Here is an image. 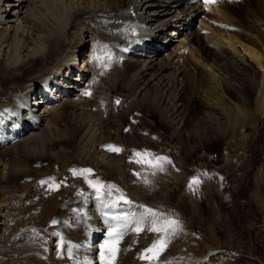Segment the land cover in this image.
Listing matches in <instances>:
<instances>
[{
    "label": "bare ground",
    "instance_id": "bare-ground-1",
    "mask_svg": "<svg viewBox=\"0 0 264 264\" xmlns=\"http://www.w3.org/2000/svg\"><path fill=\"white\" fill-rule=\"evenodd\" d=\"M72 1L0 0V191L6 192L20 173L8 159L9 153L15 158H46L56 163L59 159L54 157L67 156V148L62 146L65 133H58V127L54 125L56 120L47 122L45 118L50 104L57 103L59 117L70 118L72 124L78 126L71 136L77 146H82L76 152V155L80 152L78 157L74 156L82 165L77 166L76 173L91 170V173L77 176L82 183L81 188L86 187L84 191L73 192L71 199L76 204L70 208L58 207L61 235L52 237L50 247L12 245L10 234L13 224L7 217V210L0 208V264H105L111 258L112 244L118 249L113 264H125L128 257L132 258V264H202L206 255H200V249L197 253L190 252L177 240L168 243L157 260H134L136 240L144 236L151 237L150 243L154 240L152 234L134 233L135 222L125 232L130 233L126 239L118 243L109 241L110 226L122 223H115L112 217L127 214L139 219L141 210L144 211L140 206L148 208L149 204L143 205L142 197L138 198V188L167 185L177 170L175 161L173 164L161 162L163 171L150 167L148 163L135 162L140 157L155 163L153 158L160 157L155 151L146 150L147 155L142 157L137 153L144 152V149L133 148L130 149L131 154L126 151L116 156L117 152L108 149L109 145L114 146L112 143L116 141L112 135L116 133L109 132L120 128V119L126 117V122H135L138 118L142 126L159 124L168 128L170 137L176 138L174 141L184 138L188 142L194 141V144L216 142L226 140L230 130L232 137L244 138L239 125L253 121L264 109V32L254 26L257 14L264 16V0L216 4L209 12L200 6L184 4L182 0ZM130 10L137 16H131ZM235 11L254 17L256 24L235 22ZM193 18H199L203 29L219 37L215 40L218 48L210 49L211 53L205 52L197 41L204 34L188 24ZM209 19L234 26L235 30L214 26ZM137 20L149 27H146L148 32L139 35L141 42L145 43L148 37L156 42L154 45L147 43L148 49L153 50L145 56L142 49H137L140 45L135 43L128 29V25H135ZM257 22L259 24L261 20L257 19ZM170 26L175 28L167 31ZM190 35L191 39H187ZM194 43L197 45L195 49L192 47ZM235 52L242 54V59L246 57L247 63L237 58ZM105 54L108 56L102 62ZM115 55L126 56L127 59L109 63ZM80 62L83 63L81 67ZM128 69L132 71L128 73ZM61 76L64 78L58 81ZM82 79L84 82L80 84ZM74 81L78 83L74 84ZM47 88L51 92L47 105L42 103L37 109L38 97H45ZM76 91L78 98L73 99ZM188 91V102H193L194 106L199 101L198 109L201 110L196 111V117L190 113L193 106L186 103ZM248 92L252 94L250 98ZM107 94L112 99L107 100L110 98ZM48 99L54 100L48 102ZM245 104L251 106V111L248 112ZM111 105L115 110L110 111ZM145 110L150 115L148 113L149 117L143 119ZM160 134L155 131L154 135L159 138ZM2 142L8 145L7 148L1 149ZM194 144H189L190 151L198 154L199 158L212 155L204 145ZM53 145L59 147L58 151L53 149ZM176 150L179 149H173L174 153ZM127 157L128 160L123 161ZM48 170L41 171L44 179H51L47 175ZM64 173L66 178L70 177L69 181L76 182L74 175L77 174L72 172V177L66 169ZM131 177L135 181H131ZM88 181H99L106 189L103 193L107 191L112 202L111 211L106 215L99 213L103 209L98 205L97 197L100 195L90 189ZM121 196L132 203V198L135 201L138 198L137 208L125 213L115 212L117 202L123 201H118ZM50 197L43 203L44 208L59 203L57 195ZM94 239L96 241L92 243ZM148 247L150 245L140 249V254Z\"/></svg>",
    "mask_w": 264,
    "mask_h": 264
},
{
    "label": "rangeland",
    "instance_id": "rangeland-1",
    "mask_svg": "<svg viewBox=\"0 0 264 264\" xmlns=\"http://www.w3.org/2000/svg\"><path fill=\"white\" fill-rule=\"evenodd\" d=\"M71 1L72 0H70V2ZM257 16L258 21L261 20L260 23H262V21L264 23V16L260 14H257ZM233 18L235 22H241L245 25H254L257 23V26H254L260 29L261 32H264V24H258L257 19L255 23L254 17L252 16L250 17L243 14V12L235 11L233 13ZM193 26L194 28L192 27V29H195V25ZM174 28L175 26H170L167 28V31ZM198 29L201 31L203 28L200 25ZM209 32L210 34H204L200 39H197L201 47L205 49L204 51L207 53H211L210 49L217 47L218 41L215 40L217 38V40H219V37H215L212 31ZM187 39H191V35ZM203 46H205V48ZM192 47L195 49L197 45L194 43ZM235 55L237 58L241 59L243 63H247L246 57L242 59V54L235 52ZM78 62L79 61H77V63ZM80 64L83 65L82 62H80ZM82 65H80V67ZM129 71L132 70L128 69L127 72L129 73ZM197 71V78H199V70ZM77 83L78 81H76V83L74 81V84ZM74 93L72 98H78L76 97V95L78 96V91ZM107 95L109 96L110 94ZM247 95L248 98H250L252 94L248 92ZM219 96L223 99L225 98L221 93ZM109 97L110 98L107 100L112 99L111 95ZM189 98L190 91L187 92L185 99L186 103H189L191 107L193 106V102H188ZM53 105L54 106H47L45 118L47 122H54L56 120L57 122L54 123V125L58 127V133H60V135L65 133L64 136L66 139L62 146H66L67 156L65 158L54 157L55 160L56 158L59 159L57 161L58 163L46 158H41V160L39 158L37 160L35 158L27 159V157L23 156L15 158L12 153H9L10 155L8 154L7 156L15 165V168L20 170L18 176L16 175V180L9 186L10 188L8 187L6 192L0 191V208L4 207L7 210V217L13 224V229L10 234L12 238L10 243L12 245H38L44 248L50 247V241L55 238V235H61L60 220L57 216L58 207L60 205V207L64 206L66 208L74 206L76 203L71 199L73 192L81 191V189L84 191L86 187L81 188L82 183L77 179V176H81V174L74 175L76 182L69 181L68 178L70 177L66 178L65 173L63 174V171L66 169L69 171V175L73 177V170L77 172V166H82L74 159L76 152L80 150L82 146H77L71 138L73 131H75L78 126L73 125L70 118H68V120L67 117L64 119L60 118L57 112V106L59 105ZM113 106L114 105H111V108L109 107L111 109H109L110 111L115 110ZM198 107L199 101L193 106L192 112L190 111L191 116L196 117L197 110L200 112L201 109H198ZM244 107L248 108V112L251 111V106L246 105ZM148 113L149 112H146V110L143 112V119L149 117L150 113L149 115ZM135 119L136 123L132 121L126 122V117L120 119V122L122 121V126L120 125V128H116V131L113 129L109 132L116 133V135H112V138L116 141V145L115 143L112 144L114 147H119L120 149L118 152L115 151V153H118L116 156L126 151H129L127 154H131L132 151H130V149L134 148L137 150L141 148L142 151L144 149V152L141 154H145L146 150L147 152L155 151L154 153L157 154L156 156H167L169 161H171L170 164H173L175 161L174 164L177 169L174 173L175 177H173L175 179H168L167 185L163 184L155 188L141 187L137 190L138 198L142 197L140 199L143 205L148 203V208L151 207V209L162 214L159 217L160 221L169 218L179 221V229H177L175 233H172L171 230L169 231V243L177 240L179 244H182L187 250L189 249L188 251L194 253H197L200 249V255H206V257L203 258L202 264H219L220 262L218 261H221L223 264H264V109L258 112L256 119L253 121L239 125L238 129L241 131V135H243L244 138L236 139L232 137V131L230 130L226 140L220 139L216 142L203 141L201 143L197 142L196 144H194V141L188 142L184 138V140L180 138V141H174L176 138L170 137L168 128L161 127L159 124L155 125L156 127L152 125L150 127H146L147 125L142 126L143 123L139 122L140 120L138 118ZM144 122L146 121L144 120ZM132 125H134V127ZM155 131L161 133L159 138H157V135H154ZM144 132L146 133L145 135ZM169 139H171V141ZM67 140H70V143L68 142L69 144ZM178 142L182 146H180ZM189 144L204 145L207 151H210L212 155L208 154L206 155L207 157L201 156L199 158L198 154H194L190 151ZM175 145H178L179 148L174 147ZM7 146L5 142L1 143V149L7 148ZM52 147L55 151L59 149L56 145ZM173 149H179V152L176 150L177 153H174ZM79 154L80 152L76 157H78ZM124 160L127 161L128 157L123 159V161ZM137 160H140V157L137 158L136 161ZM223 166L226 168L228 167V169H225ZM42 170H48L49 174L47 175L51 176V179H44V175L41 173ZM117 173L116 176L117 179H119L120 174L119 172ZM128 173L130 175V172ZM194 177H198L200 183L193 184L190 189L189 184ZM174 180H176V184H174ZM41 181H47V183L41 184ZM131 181H135V179L131 177ZM90 189L96 191L93 187ZM104 190L106 189L103 187L102 191ZM38 193L42 195L38 196ZM52 194L57 195L59 203L51 204L44 208L43 203L47 202ZM103 195L107 196V191H105ZM138 198H136V201L132 198L133 204L136 206L133 208H137ZM142 212L143 210H141V213ZM54 220L56 221L55 224L52 223ZM149 227L150 224L147 221L144 224V231L139 234H152L154 236L153 241H155L158 239L159 234L148 231ZM130 228L131 226L128 230ZM133 232L136 233L135 231ZM129 234L130 233H125L119 238V241L126 239ZM150 239L151 237L144 236L136 240L134 252L136 259L134 260L140 259V249L149 245L151 246L152 243H150ZM95 241V239L92 240V243ZM121 252L122 251H120V253ZM219 253H222V256ZM118 259H120L119 256ZM132 263V258L128 257L125 264Z\"/></svg>",
    "mask_w": 264,
    "mask_h": 264
},
{
    "label": "snow or ice",
    "instance_id": "snow-or-ice-1",
    "mask_svg": "<svg viewBox=\"0 0 264 264\" xmlns=\"http://www.w3.org/2000/svg\"><path fill=\"white\" fill-rule=\"evenodd\" d=\"M210 2H214V0H205V3H210ZM85 95H89V93H85ZM117 103H119V101L117 100ZM108 149L111 151H120L119 148H116L114 146L109 145ZM147 154H141V153H137V156H145ZM156 162L153 163L152 160H144V159H140L137 160V163H148L150 167H154V168H158L159 170L163 171V165L161 162H167V163H171V161L168 160L167 157H154L153 158ZM74 174H83V173H91L90 169H85L83 170V172L81 173H76L75 170ZM139 175V174H137ZM41 184L47 183V181H41ZM89 185L91 187H93L96 190V193L98 195H103V185L97 181L95 183H93L92 181H88ZM200 180L198 177H194L192 182L189 184V188L191 189L193 184H199ZM112 187V186H109ZM119 200H123L124 203L126 204H131L132 202L127 200L126 198H124L123 196L118 198ZM142 208H144V211L140 214L139 219H136L134 216L133 217H129L127 214L123 215V216H114L112 217L113 220L116 221H122V223L118 224V225H113L110 226L109 228V232H108V236H109V241H116L118 243L119 238H121L125 232L128 230L129 226L135 222L136 227L133 228L132 230L135 231L137 234H139L140 232L144 231V224L145 221L148 220L150 227L148 228V231H151L153 233H157L159 234L158 239H156L155 241L152 242L151 246L144 249V253L141 255V259H146L148 261H153V260H157L159 258V256L167 249L168 243H169V231L171 230L172 233H175V231L177 229H179L180 224L178 220L169 218L167 220H164L163 222L160 221L159 217L162 215L160 213H157L155 210L151 209V208H147L145 206H140ZM149 218H151L149 220ZM53 224L56 223V221L54 220L52 222ZM109 243L108 241H106V244ZM103 247V246H102ZM117 248L115 246V244L111 245V258L108 259L105 264H113V261L115 260V255L117 252ZM101 258L102 260L104 259L103 256V252L101 253Z\"/></svg>",
    "mask_w": 264,
    "mask_h": 264
}]
</instances>
